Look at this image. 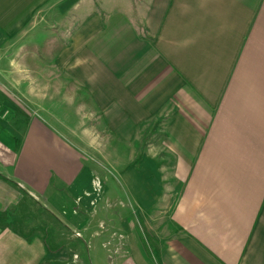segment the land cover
Masks as SVG:
<instances>
[{"label":"crops","instance_id":"0c3cea01","mask_svg":"<svg viewBox=\"0 0 264 264\" xmlns=\"http://www.w3.org/2000/svg\"><path fill=\"white\" fill-rule=\"evenodd\" d=\"M53 72L123 146L106 177ZM0 264H264V0H0Z\"/></svg>","mask_w":264,"mask_h":264},{"label":"rangeland","instance_id":"374dc122","mask_svg":"<svg viewBox=\"0 0 264 264\" xmlns=\"http://www.w3.org/2000/svg\"><path fill=\"white\" fill-rule=\"evenodd\" d=\"M73 28V26L62 27V32L65 31L70 34ZM59 29L60 27L58 26L53 27V32H59ZM59 43L61 44L62 42L58 40H54L50 43L46 42L47 51L49 48L48 52L54 54L59 47ZM33 61L39 62L38 66L43 65L42 59H33ZM36 77L40 82L45 81L46 86L49 80L51 82L50 88H48V90L46 88V91L42 92L43 96L41 97V103H43L45 98L46 100L48 98L49 100L51 99L47 113L52 116L57 126L60 125L62 129L65 130L68 138L73 143H77L82 147L85 164L89 166V168H99L106 177L109 172L108 163L122 160L124 157V149L119 143V139L113 137L101 121L100 114L89 92L82 88L72 78L68 77L67 80H65L59 72H53L50 79L42 74H37ZM17 98L20 100L25 110L28 112L32 111V107L28 102L23 101L20 97ZM83 132L85 134L89 133L90 137H82L81 133ZM93 133L95 137H92ZM132 156L136 157L137 154H133ZM118 175L116 171V175L112 174L111 178H118Z\"/></svg>","mask_w":264,"mask_h":264},{"label":"trees","instance_id":"16d2710c","mask_svg":"<svg viewBox=\"0 0 264 264\" xmlns=\"http://www.w3.org/2000/svg\"><path fill=\"white\" fill-rule=\"evenodd\" d=\"M145 245L147 246V249L150 251V249H149V247H148V245L145 243Z\"/></svg>","mask_w":264,"mask_h":264}]
</instances>
